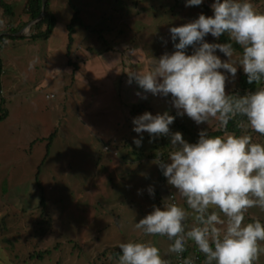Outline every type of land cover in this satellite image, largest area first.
<instances>
[{
    "label": "rangeland",
    "instance_id": "1",
    "mask_svg": "<svg viewBox=\"0 0 264 264\" xmlns=\"http://www.w3.org/2000/svg\"><path fill=\"white\" fill-rule=\"evenodd\" d=\"M4 1L14 14L0 5V32L20 26L25 39H9L0 50V99L7 110L0 121V264H117L119 243L147 239L174 264L167 236L135 228L153 205L183 203L155 162L167 159L162 153L171 149L170 136L150 140L147 132L133 131L132 118L146 110H177L171 94L144 93L128 82V72L174 51L169 28L211 15L213 0L187 7L185 0H50L57 23L47 40L37 41L29 35L41 18H30L28 0ZM253 3L264 11V0ZM75 7L80 20L69 49ZM204 39L219 42L211 34ZM193 50L189 45L185 51ZM217 55L226 59L218 49ZM242 71L229 76L227 93L238 89ZM207 127L219 130L215 120L196 124L176 115L170 132L179 130L192 142ZM141 135L137 146L133 138ZM253 137L264 141L258 133ZM252 217L264 221V210L249 208L245 221ZM256 264H264V254Z\"/></svg>",
    "mask_w": 264,
    "mask_h": 264
},
{
    "label": "clouds",
    "instance_id": "2",
    "mask_svg": "<svg viewBox=\"0 0 264 264\" xmlns=\"http://www.w3.org/2000/svg\"><path fill=\"white\" fill-rule=\"evenodd\" d=\"M202 2L185 0V6ZM210 7L211 15L200 13L169 28L174 51L128 72V82L134 80L144 93L171 94L175 115L146 110L134 116L132 124L134 132H147L150 140L170 136L167 159L156 157L155 162L183 198V203L163 200L162 207L153 205L135 228L147 236H167L172 241L169 253H183L193 242L203 253L204 264H256L264 254V221L256 217L245 221V214L254 206L264 210V141L253 137L264 136V86L241 95L227 93L225 85L238 68L249 84L264 82V11L253 0H213ZM223 33L228 36L223 43L204 39ZM233 43L242 51L237 52ZM189 45L194 48L190 54L185 51ZM217 49L226 59L217 55ZM184 114L196 124L215 120L219 130L239 118L237 127L244 131L210 135L207 127L189 142L181 131L170 132L176 115ZM141 141L142 135L133 138L137 146ZM147 191L154 195L151 185ZM118 247L117 264H168L151 239L128 240ZM182 264H192V259L185 257Z\"/></svg>",
    "mask_w": 264,
    "mask_h": 264
},
{
    "label": "trees",
    "instance_id": "3",
    "mask_svg": "<svg viewBox=\"0 0 264 264\" xmlns=\"http://www.w3.org/2000/svg\"><path fill=\"white\" fill-rule=\"evenodd\" d=\"M49 3H50V0H47L46 5H45L44 15L41 17V19H39L34 24V27H33L34 32L29 35V38L31 40H34V41H37L39 39L47 40L48 37L50 36V34L53 32L55 26H56L57 19H56L55 14L49 10ZM0 5L4 8V11L7 15L12 16L14 14V9H13V6L11 4L7 3L4 0H0ZM41 12H42V0H28V2H27V13L29 14L31 19L37 18L41 14ZM79 20H80V16L78 14V9L75 7V15L73 16L71 23L67 25L69 49H70V45L73 41L72 35L76 31L74 24H75V22H77ZM43 24H45V26H46L44 29H42ZM19 29H20V26H14V27H11L10 30H11V32L16 33V32H19ZM9 39H14V40L15 39H25V36H23V35L22 36L8 35L6 33L0 32V50L2 47V43L6 42ZM218 40L221 43L226 42L228 40L227 34L226 33L221 34V36L218 37ZM233 47L235 48V50L242 51L240 46L235 44V43H233ZM1 73H2V63H1V58H0V75H1ZM261 86H264V82H261L260 84H257L255 82L252 84H249L247 82V79H246V74L242 71L240 74V77H239L238 89L236 91H234L233 93H239V94L243 95L246 92L255 90L256 88L261 87ZM0 90H1V82H0ZM3 103H4V98H1L0 99V111L2 113L0 114V121L5 119V117L7 116V110L3 108ZM238 119L239 118H234L233 120H230L225 129L209 131V134L210 135H220L223 132L240 133L242 130H241V128L237 127ZM180 127H184L183 124H180ZM53 137H54V134H51L49 136V139H52ZM197 139H198V135L196 137H193L192 142H195ZM49 147H50V141L47 144V152L49 151ZM166 154H168V153H165V154L162 153V156H165ZM37 179H38V176H37ZM43 202L44 201L42 200V203ZM202 259H204L203 254L201 255V260Z\"/></svg>",
    "mask_w": 264,
    "mask_h": 264
},
{
    "label": "built area",
    "instance_id": "4",
    "mask_svg": "<svg viewBox=\"0 0 264 264\" xmlns=\"http://www.w3.org/2000/svg\"><path fill=\"white\" fill-rule=\"evenodd\" d=\"M193 246H194V251L192 254L189 253L188 244H186V247L183 253H180V254L174 253L175 254V264H182V261L185 257H190L192 259V264H196L197 262H199L201 260V255L203 253H200L198 251L195 244H193Z\"/></svg>",
    "mask_w": 264,
    "mask_h": 264
},
{
    "label": "water",
    "instance_id": "5",
    "mask_svg": "<svg viewBox=\"0 0 264 264\" xmlns=\"http://www.w3.org/2000/svg\"><path fill=\"white\" fill-rule=\"evenodd\" d=\"M46 1H47V0H42V12H41V14H40L37 18H35V19H39V18H41V17L44 15ZM35 19H34V22L36 21ZM7 34H10V35H18V36L25 35V33H24L23 30H21V31H19V32H17V33H7Z\"/></svg>",
    "mask_w": 264,
    "mask_h": 264
},
{
    "label": "crops",
    "instance_id": "6",
    "mask_svg": "<svg viewBox=\"0 0 264 264\" xmlns=\"http://www.w3.org/2000/svg\"><path fill=\"white\" fill-rule=\"evenodd\" d=\"M17 61H18V60H17ZM17 61H16V62H17ZM10 63L13 64V61L10 60ZM10 63H9V65H11ZM20 63H22V64L24 63V58H23V60H22ZM24 64H25V63H24ZM24 66H25V68H27L26 64H25ZM42 84L45 85V82H43ZM48 98H49V97H48ZM45 99H46V98H45ZM43 105H45V103L42 104V105H40V104H35L36 107H37V106H38V107H42ZM5 119H6V118H5ZM2 121L4 122V119H3ZM189 245H190V246H193V242L189 241Z\"/></svg>",
    "mask_w": 264,
    "mask_h": 264
}]
</instances>
